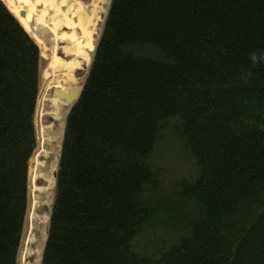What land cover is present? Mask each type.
<instances>
[{"label":"trees","instance_id":"obj_1","mask_svg":"<svg viewBox=\"0 0 264 264\" xmlns=\"http://www.w3.org/2000/svg\"><path fill=\"white\" fill-rule=\"evenodd\" d=\"M10 10L0 0V264H18L30 218L41 89L40 48ZM253 53L264 0H112L67 118L42 264H264Z\"/></svg>","mask_w":264,"mask_h":264},{"label":"rangeland","instance_id":"obj_2","mask_svg":"<svg viewBox=\"0 0 264 264\" xmlns=\"http://www.w3.org/2000/svg\"><path fill=\"white\" fill-rule=\"evenodd\" d=\"M4 1L9 7L7 0H4ZM68 1H72V0H66L65 3L62 4V6L67 5V9H68V4H67ZM47 2H49L47 5L48 7L47 15L43 14L45 5L43 3H40L34 9L31 15L30 22L28 23H23V21L21 20L20 13L17 14L16 12L12 10L15 16L18 17L21 23L30 32V35L38 43L40 50H41V89H40L38 106L36 110V130L39 136V145L37 149L38 154L36 153V155L34 156L32 160V166H31V170H32V167H36V169L34 170V172L30 170L31 171L30 172L31 204H30L29 210H31V207L35 201H38V203H42L38 199L39 197H37L38 192L37 191H36L37 193L34 192L35 187L42 186L45 188L46 185H48L49 188L48 190H46L48 192V199L46 200V202L47 204L51 205L54 201V198H53L54 196L53 187L55 186L54 177L53 176L51 177V182L50 180H47V183L43 185L45 181L44 173H42L43 171H39L37 168L39 163L40 164L45 163V165L48 164V160L45 161L43 157L44 154H46L47 156V153H48L47 149H44V143L50 144L52 143L51 141L53 139L51 135L47 136L45 132L47 130H51L52 132L57 133L58 135H60V137H62V134L65 129L66 111L65 109H62L60 112L61 115L59 117L56 116L57 108H55L56 105L53 102L54 101L53 100L54 98L53 89L55 88V85H61L60 83H63L65 85L62 84V86H65L66 88H74L75 90L80 91L83 87V84L87 77V72L90 68V65L84 66L82 67L81 71L76 72V70H74V72H72L71 75L65 69L63 70H61L60 68L56 69V66L54 65L55 64L54 61L56 60L63 61L62 60L63 58L64 61L66 60L65 62H68L69 59L67 56L74 49L79 54V50H77L78 46L83 45L85 43L84 38H80V37L85 36L87 34L84 31V29H82V27L79 33H76V27L79 25V21H78V24L74 23V20H76V18L78 17L74 13L75 12L74 10H73L74 12L73 11H71L72 13L68 12L67 15L64 16L63 7H57L58 4L52 0H47ZM75 2L76 4L74 6L76 7L73 6L72 8H74L77 12H79L80 8H84L85 10L88 7L101 9L102 14L100 16L101 19L99 21L100 25L96 24V30L92 38L93 40L94 39L99 40L100 32L98 31L102 29V25L105 21L106 14H107V11L105 10L103 6V3H106V2H104V0H87L85 3L81 2L80 0H76ZM96 9L94 10L97 11ZM42 17H44L45 19L43 20ZM42 21H44L46 24ZM61 22H62V25L59 26L58 24ZM44 25L50 26L49 32L40 33L39 31V33H37L35 31L36 29L42 28ZM51 28L52 29L54 28V29L52 30ZM73 76H74V79H73ZM64 78H66L67 82L65 81ZM59 103H60L61 108H64L62 101H60ZM50 119H53V121H50ZM61 144H62L61 139L56 141L57 150L53 152V154H51L52 160L48 164L50 165V167H52L51 171L53 172L56 171L58 167L57 163L59 160L58 156L60 154L59 149L61 147ZM50 151H53V149H50ZM32 175L36 176L35 180H32ZM50 183H51V190H50ZM39 194L41 195V193ZM31 212H30V218L27 219L26 221L23 242H22L20 252H19L20 257H19L18 264H41V261H42L43 251H44L45 242H46L47 234H48V227H49L48 226L49 223L47 221L48 214H45V213L39 214L38 212H36L35 214Z\"/></svg>","mask_w":264,"mask_h":264},{"label":"bare ground","instance_id":"obj_3","mask_svg":"<svg viewBox=\"0 0 264 264\" xmlns=\"http://www.w3.org/2000/svg\"><path fill=\"white\" fill-rule=\"evenodd\" d=\"M54 2H56L58 5L57 7H63L62 4L65 3L66 0H52ZM64 1V2H63ZM76 1V0H75ZM74 0L72 1H68L67 4L70 5L68 6V9H67V6H66V9H64V12H63V15H67L68 12H71L73 11L78 17V21H79V25L80 27H82V29H84V31L86 32L87 35L83 36L84 40H85V43L83 45H80L78 46V49L79 50V54L81 55L82 59H75L73 60L72 62H65L64 59L62 58L63 61H54L55 62V66H56V69H65L67 70V72L71 75L72 72H74V70H76L78 67H84V66H87L91 63V58L90 56L88 55L89 54V50H93L94 49V42H95V39L93 40V36H94V32L96 30V24H99L100 22V19H101V9L100 8H90V10H85L84 8H80L79 12H77L74 8H72L75 3ZM8 2V5H9V8L11 10H13L14 12H16L17 14L20 13L21 15V11H26V17L22 18L21 16V20L23 21V23H28L30 22V19H31V15L34 11V9L37 7L38 4L40 3H43L45 5V9L43 10V14L44 15H47L48 13V3L47 0H7ZM104 2L106 3H109L110 0H104ZM79 3V2H78ZM99 3V2H98ZM101 6V5H100ZM97 7V6H96ZM94 9H96L97 11H95ZM90 11V13H89ZM72 13V12H71ZM41 15V14H40ZM50 17V16H49ZM42 19L44 20L45 18L42 17ZM50 20V19H49ZM77 20V19H76ZM41 22V21H40ZM44 22V21H42ZM45 23V22H44ZM46 24V23H45ZM78 24V23H77ZM94 24V25H93ZM50 25V24H49ZM59 26L62 25V22L58 24ZM78 25V26H79ZM100 25V24H99ZM41 26V25H40ZM44 28L45 27H49L48 25H44L43 26ZM52 29V28H51ZM54 29V28H53ZM52 29V30H53ZM61 32V31H60ZM99 32V31H98ZM57 34V33H56ZM70 35V34H69ZM72 36V35H71ZM96 38V37H95ZM59 39V38H58ZM68 39V38H67ZM72 39V38H71ZM79 40V39H78ZM82 44V42H81ZM88 53V54H87ZM78 54V55H79ZM80 57V56H79ZM77 58V57H76ZM54 66V67H55ZM68 74V75H69ZM73 75V74H72ZM68 77V76H66ZM70 78V77H69ZM51 79V78H50ZM65 81H66V78H64ZM71 79V78H70ZM69 79V80H70ZM73 79H74V76H73ZM53 80V79H52ZM55 80V79H54ZM63 80V79H62ZM51 81V80H50ZM67 82V81H66ZM61 84V83H60ZM48 85V84H47ZM65 85V84H64ZM73 85V84H72ZM68 86V85H67ZM53 87V86H52ZM74 90V89H73ZM54 100V101H53ZM53 102L54 104L56 105L55 108H57V111H56V116L59 117L60 116V110H61V106H60V100L58 98H53ZM53 106V105H52ZM55 110V109H54ZM36 169V167H32V170L34 172V170ZM36 176L35 175H32V180H35ZM49 186L46 185V187H35L34 188V192L38 194L39 193H45L46 196H47V199H48V192L46 190H48ZM37 191V192H36ZM38 204V201H35L31 207V211L33 213L36 214V212L34 211L35 209V206ZM31 212V213H32Z\"/></svg>","mask_w":264,"mask_h":264},{"label":"water","instance_id":"obj_4","mask_svg":"<svg viewBox=\"0 0 264 264\" xmlns=\"http://www.w3.org/2000/svg\"><path fill=\"white\" fill-rule=\"evenodd\" d=\"M110 2H111V0H110ZM110 2L104 4V7L107 10L109 8ZM21 16L22 17H26V11H21ZM35 31L37 33H39L37 31V29ZM49 31H50L49 27H45V28H43L42 31H40V33H47ZM100 33H101V31H100ZM97 42L98 41L95 40V42H94L95 48L93 50H89V55L92 57V61H93V57L95 56V51H96V47H97V44H98ZM92 61H91V63H92ZM81 91L80 92H77V91H73L72 90L71 92H63V91L59 90L58 88H55L53 95H54V97L60 98L62 101L65 102V104H71V105H73V104H75L79 100V98L81 96ZM54 139L56 140V139H58V137L54 135ZM44 171L46 173V177H49V175H50L49 170L48 169H45ZM37 197H39L40 199H42V196L41 195H38ZM50 210H52V208H50L47 205H44V206L40 207V209L38 210V213L43 214L44 212H47V211H50Z\"/></svg>","mask_w":264,"mask_h":264},{"label":"flooded vegetation","instance_id":"obj_5","mask_svg":"<svg viewBox=\"0 0 264 264\" xmlns=\"http://www.w3.org/2000/svg\"><path fill=\"white\" fill-rule=\"evenodd\" d=\"M84 1V0H83ZM64 9H66V7L64 8ZM77 20H74V23H78V18H76ZM81 30V27H79V26H77L76 27V33H79V31ZM79 35H81V34H79ZM80 38H83V36L82 37H80ZM80 56V57H79ZM68 57V59H69V62H72L73 60H75V59H77V60H79V59H82V57H81V55L79 54L78 55V53L75 51V49L74 50H72L71 51V53L67 56ZM77 57V58H76ZM76 72H78V71H76ZM61 87V88H60ZM59 88L60 89H62V85L60 86ZM54 92V91H53Z\"/></svg>","mask_w":264,"mask_h":264},{"label":"clouds","instance_id":"obj_6","mask_svg":"<svg viewBox=\"0 0 264 264\" xmlns=\"http://www.w3.org/2000/svg\"><path fill=\"white\" fill-rule=\"evenodd\" d=\"M250 60H251L253 65H256L260 62H264V54L257 57V55L255 53H253L250 55ZM248 75H250V73Z\"/></svg>","mask_w":264,"mask_h":264}]
</instances>
